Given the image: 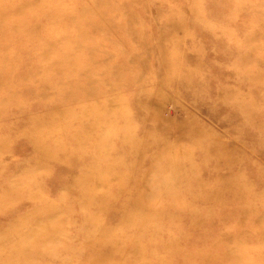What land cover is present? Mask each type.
I'll use <instances>...</instances> for the list:
<instances>
[{"label": "rangeland", "instance_id": "rangeland-1", "mask_svg": "<svg viewBox=\"0 0 264 264\" xmlns=\"http://www.w3.org/2000/svg\"><path fill=\"white\" fill-rule=\"evenodd\" d=\"M139 194L112 264H264V0H0V264H90Z\"/></svg>", "mask_w": 264, "mask_h": 264}, {"label": "bare ground", "instance_id": "bare-ground-1", "mask_svg": "<svg viewBox=\"0 0 264 264\" xmlns=\"http://www.w3.org/2000/svg\"><path fill=\"white\" fill-rule=\"evenodd\" d=\"M86 184H87V182H86ZM174 186L173 185H171V187L169 186V191L167 193L168 199H169V197H172L173 194H175V187ZM178 193H177V195H178ZM191 196L193 198L198 197V195H196V194L191 195ZM213 198H214V196H213ZM84 199H85L84 201H87V193L84 194ZM144 200H146V197L143 194H139L138 197H135V198L131 197L128 201V205L125 208V218L121 221V224H120L121 227L119 226L120 228L113 229V230L107 229V230H104L100 233L96 242H97L98 246L100 245L101 247L105 248L106 253L102 252L103 249H99L98 252L96 251L95 254H93L95 257L94 258L90 257V264H106V263L112 264V258L114 256V254L121 252L123 249V246L124 245L126 246V244L132 245V256L133 257H135V255L138 253L143 255L144 250H142L141 246L139 248V245L146 244L145 241L142 238H137V237L129 238L126 240L123 236L124 230L129 229L131 227L140 229L142 231L146 230L145 225H146V223H148V220L150 218H153V217L154 218H161V217L163 218L169 212V209L165 208L162 203H159L155 207H145L144 205L141 206L143 204ZM169 201H171V203L175 204V205H185V204H187L186 201H188V200H186V201H181V200L174 201V200L169 199ZM97 202H98V206H99L97 216H99L103 210L107 209L108 201L102 200V201H97ZM131 213H133V215ZM158 228H161V226H158L157 229ZM108 247L110 248L109 251L106 250V248L108 249ZM239 249H240V252H243V251H245V246H241V248H239ZM148 251L149 252H146V255L148 257H151V259H153L152 254L154 255L155 251H151L150 249H148ZM98 254H99V257H98ZM257 255H258V257H253V258H259L261 253L258 252ZM148 262H149V259H148L147 263Z\"/></svg>", "mask_w": 264, "mask_h": 264}]
</instances>
